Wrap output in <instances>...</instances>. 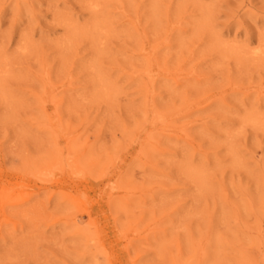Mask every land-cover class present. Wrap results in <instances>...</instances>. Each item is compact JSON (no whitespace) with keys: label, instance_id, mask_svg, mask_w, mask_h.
Masks as SVG:
<instances>
[{"label":"rangeland","instance_id":"obj_1","mask_svg":"<svg viewBox=\"0 0 264 264\" xmlns=\"http://www.w3.org/2000/svg\"><path fill=\"white\" fill-rule=\"evenodd\" d=\"M0 264H264V0H0Z\"/></svg>","mask_w":264,"mask_h":264}]
</instances>
